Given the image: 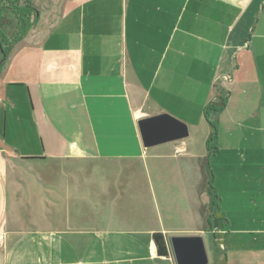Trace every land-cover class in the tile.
<instances>
[{"label":"crops","instance_id":"0c3cea01","mask_svg":"<svg viewBox=\"0 0 264 264\" xmlns=\"http://www.w3.org/2000/svg\"><path fill=\"white\" fill-rule=\"evenodd\" d=\"M29 2L33 27L0 49V264H174L153 235L199 232L210 166L233 161L250 169L255 226L206 223L219 261L264 264V0H58L42 23ZM217 97L225 107L210 112ZM163 114L187 137L143 147L138 122ZM68 180L84 195L53 192ZM125 185L147 187L156 213L141 194L108 211Z\"/></svg>","mask_w":264,"mask_h":264},{"label":"rangeland","instance_id":"374dc122","mask_svg":"<svg viewBox=\"0 0 264 264\" xmlns=\"http://www.w3.org/2000/svg\"><path fill=\"white\" fill-rule=\"evenodd\" d=\"M57 1L58 0H33L35 9H37L40 14L41 23L44 21L45 22L50 21V19L53 20L55 17H57L58 9L53 7L55 6ZM3 19H4L3 22L8 24L7 25L8 27L6 28L2 27L1 31L5 39L8 40L13 37L15 21L13 20L12 15L9 14L8 12L3 14ZM1 104H0V136L2 137V135L4 136V131H5V119L3 117L4 112H3V107L1 106ZM8 125H9V121L7 119L6 128ZM6 132L8 134L7 130ZM6 140L8 141L9 138H7ZM6 144H9V143L6 142ZM224 155L225 154L223 153L219 154L220 157L221 156L223 157ZM227 157L230 158V155H227ZM80 162L85 163V166L87 168L90 167V165L87 164L89 162L88 160H81ZM17 163H18L17 165L16 164L14 165L15 166L20 165V166H18L17 168L18 172H15V175L17 177H21L20 172H22L23 170H21L20 168L21 166H23V163L20 164L21 163L20 161H17ZM30 163L31 165H33V164H36L37 162H30ZM55 164H57V166H60V167L63 166V164L61 165L60 162H55ZM54 166H55L54 164L53 165L49 164L45 167L46 169L45 172L50 174L52 178H56L54 175L55 174ZM213 168H214V171H213ZM213 168H211L210 166V169H209L210 170L209 179H210V183H211L210 185L212 189H210L209 187L208 188L211 192V196L205 195L202 199L203 204H201L199 208V213L203 221V224L200 225L199 227L200 231L195 232V235H183L182 233H177V235L175 236V237L200 236L203 239V244H204L205 252L207 255V259H208L207 264L217 263L222 256V252L219 250V245L217 243L218 242L217 233L212 234L206 223L207 216L208 215L210 216L213 214V202L215 200V197L218 200L217 205L219 209L218 210L219 214L221 215L226 214V220L230 222V224L226 225L227 227H225V225L221 227L220 231L230 232V230L238 229L240 227L241 228H251L255 226L254 223L251 222L252 220L250 219L252 218L251 204H250V200H251L250 191L248 190L249 188L248 178L250 177V173H249L250 169L248 168L247 164L243 163L240 166L238 162L236 163L233 161V163L226 164V166L224 167L225 169H219L218 166H214ZM32 169L25 170L24 172L26 174H30L33 171ZM60 171H63V170H60ZM69 185L70 187H68ZM74 186L77 188L78 184L76 183L75 185L74 180L72 181L68 180L67 182H65V184L63 183L59 187H56L57 188L56 191H53V192L56 194L65 195L70 190V188L71 190L72 188L74 190ZM80 186L81 187H79V189L77 188L78 190L77 192L81 193V195L82 194L84 195V192L87 189L83 185H80ZM120 188H121L119 189L120 192H115L113 194L114 201L109 204L108 211L112 213V212H119V211L122 212L123 210H127V209L132 210L133 204H136V203H134V200L133 202L126 200V197L127 196L131 197V196H136V195L141 194L144 196V199H142V201L144 200L145 202L147 199L150 200V202H147L146 204L149 205L148 207H150L153 210V214L156 213L157 207L152 201L151 192L148 190L147 187H144L143 191H139V190L135 191V189H132V187L127 186V185L120 187ZM203 189H204V186H203ZM71 194L72 196L68 198L67 200V202L69 201V205H72L74 191ZM170 204H174V207H178L180 212L186 211L185 206L184 205L179 206L180 203L178 201H174V203H170ZM69 209H73L72 206ZM235 214L239 215L240 218H236ZM243 217L245 219H242ZM241 219L242 221L240 222ZM221 223L224 224L223 221L220 220L219 218H211V225L213 228L218 229ZM168 241L169 239H166L165 241L167 244L168 252H169L168 257L173 261L172 252H171ZM2 245H3V239L0 238V246Z\"/></svg>","mask_w":264,"mask_h":264},{"label":"water","instance_id":"95a60500","mask_svg":"<svg viewBox=\"0 0 264 264\" xmlns=\"http://www.w3.org/2000/svg\"><path fill=\"white\" fill-rule=\"evenodd\" d=\"M143 147L180 141L187 137L186 126L169 115H158L138 122ZM174 264H207L203 239L200 236L169 238Z\"/></svg>","mask_w":264,"mask_h":264},{"label":"trees","instance_id":"16d2710c","mask_svg":"<svg viewBox=\"0 0 264 264\" xmlns=\"http://www.w3.org/2000/svg\"><path fill=\"white\" fill-rule=\"evenodd\" d=\"M6 12L11 14L13 20L15 21L13 37L8 40L5 39L1 31L2 27L7 26V24L3 22V14ZM35 13L36 12L31 7L29 0H0V49L3 57H5L13 46L22 40L27 32L33 27V17L35 16ZM1 67L2 65H0V70ZM217 100L218 101L216 103H212L208 106V110L210 112H218L225 107L226 101L224 98H218ZM207 122L210 127V134L207 139V151L208 156L211 157L214 154L215 148L210 145L216 139L217 133L214 123L210 120ZM210 184L211 183L209 181L208 186L212 189ZM217 202L218 200L215 197L213 202V214L210 215L211 218H220ZM153 242L156 247L157 255L167 257L169 252L163 235L160 233L154 234ZM215 264H226V262L224 260H220Z\"/></svg>","mask_w":264,"mask_h":264}]
</instances>
